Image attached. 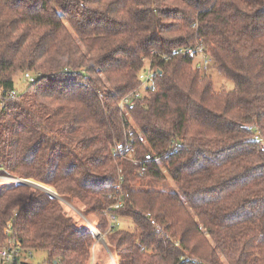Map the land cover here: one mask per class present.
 <instances>
[{"label":"trees","instance_id":"obj_1","mask_svg":"<svg viewBox=\"0 0 264 264\" xmlns=\"http://www.w3.org/2000/svg\"><path fill=\"white\" fill-rule=\"evenodd\" d=\"M198 46L234 90L173 54ZM144 57L154 91L125 126L117 101ZM128 131L136 164L112 153ZM0 173L81 205L115 264H264V0H0ZM167 176L178 192L138 187ZM78 220L39 189L0 184V245L9 228L41 264H104Z\"/></svg>","mask_w":264,"mask_h":264},{"label":"built area","instance_id":"obj_2","mask_svg":"<svg viewBox=\"0 0 264 264\" xmlns=\"http://www.w3.org/2000/svg\"><path fill=\"white\" fill-rule=\"evenodd\" d=\"M152 54V56H155L154 52ZM173 54H187L193 56L194 58L201 57L204 66H207L211 63V61L203 55L201 46H198L195 49L186 48L184 50H176L173 52ZM158 56L163 59H167L169 57L167 54H158ZM142 64L143 68L139 73L140 84L138 88L117 101L119 114L125 126L130 123L129 111L134 106L136 100L146 95L148 90L154 91L156 70L155 66L152 64V59L144 57L142 59ZM23 81L32 83L34 81V76L27 72L24 74ZM17 96L18 92L16 90L9 94L10 98H16ZM128 136H131L130 131H128L127 134L125 133L126 139L124 142H113L111 145L112 153L114 157H117L120 160H128L133 164H136L137 160L135 159L134 142L133 140H129ZM121 183L122 177L119 175L115 192L109 196V198L113 200V204L104 212L109 224L107 233L113 229L117 221L115 216L112 215V211L120 209L123 206ZM152 224H154V222H152ZM4 234L6 235V239L0 245V264H24L26 260L32 259L33 252L30 250H24L20 237L13 235L11 229L9 228L4 230ZM105 235H103L104 238ZM57 262H59V260ZM113 262L115 263L114 260Z\"/></svg>","mask_w":264,"mask_h":264},{"label":"rangeland","instance_id":"obj_3","mask_svg":"<svg viewBox=\"0 0 264 264\" xmlns=\"http://www.w3.org/2000/svg\"><path fill=\"white\" fill-rule=\"evenodd\" d=\"M201 64H202V58L201 57H197L195 59V65L197 67H199V65L201 66ZM201 70H202L203 74L209 76L212 79L213 88H214V91L215 92L232 91V90L235 89V83L233 81L229 80V79H226L224 76H222L219 72H217L213 68L212 65L201 66ZM14 82H15V87L17 89V92L18 93H21L23 91V88L25 87V84H24V81H23V75L22 74H18L15 77ZM19 181H21V180H18L16 178L9 177V176H7L4 173H0V184L8 183V182H17L18 183ZM29 181H32V180H29ZM22 182L24 184H21V185H26V182L25 181H22ZM27 186H30V185L27 184ZM32 186H34V185H32ZM32 186H30V187H32ZM34 187H32V188H34ZM138 187L153 188V189H157V190H168V191L174 190V191H177L178 192V190L175 187L174 183L172 182V180L168 176H167L166 181L164 183L155 182V183H153L150 186L143 184L141 186L138 185ZM34 189H36V188H34ZM56 196L59 197L57 194H56ZM54 199H56V198H54ZM60 199L62 200L60 202L64 206V210H65V212L68 215L73 216V218H75L76 220L80 219L81 222L84 221L81 218V216L79 215V213H81L80 212L81 211L80 210L81 209V205H78V207L75 208L74 206H72L71 204H69L68 202H66L61 197H60ZM85 219L87 221H93V219L91 217H87ZM78 222H79V220H78ZM121 225H122L121 227L123 229L127 228L128 230H133V227H132L131 223L129 221H127V220L121 221ZM128 226H129V228H128ZM104 242L106 244V239H103V242L102 243H104ZM102 243L96 242V244L94 245V247H93V257L91 259V263H93L94 258H95V259L101 260V262H103L104 264H115L113 262L114 259L112 260V258H110V256H109V259H110L109 262H105V260L103 259L102 255H100V251H101V248L103 246ZM44 259H45V254L43 252H41V251L33 252L32 259L29 260V262L27 264H41L44 261Z\"/></svg>","mask_w":264,"mask_h":264},{"label":"bare ground","instance_id":"obj_4","mask_svg":"<svg viewBox=\"0 0 264 264\" xmlns=\"http://www.w3.org/2000/svg\"><path fill=\"white\" fill-rule=\"evenodd\" d=\"M28 185H30V186H32V185H34V186H32V187H34V188H36V189H39V190H42V191H45L47 194H49L51 197H53V198H58L59 199V197H57L56 196V193H55V191L52 189V188H50V187H47V186H44V185H42V184H38V183H36V182H33V181H29V180H27V181H25ZM62 201V200H61ZM95 238H96V241L97 242H99V243H102L103 242V238L102 237H100V235L99 234H97V232H95Z\"/></svg>","mask_w":264,"mask_h":264},{"label":"water","instance_id":"obj_5","mask_svg":"<svg viewBox=\"0 0 264 264\" xmlns=\"http://www.w3.org/2000/svg\"><path fill=\"white\" fill-rule=\"evenodd\" d=\"M22 181H27V180H21V181H19L18 183L19 184H24ZM17 183V182H16ZM39 184V183H38ZM26 186H27V183H26ZM42 191V190H41ZM45 192V191H44ZM46 193V192H45ZM49 195V194H48ZM50 196V195H49ZM57 200H59V201H61V199H60V197H59V199L58 198H56ZM79 215L81 216V218L88 224V226L91 228V230H92V232H93V234H94V236H95V232H97L94 228H93V226L91 225V223L89 222V221H87L86 219H85V217L81 214V213H79ZM98 233V232H97ZM99 235H100V237H102L103 239H105L104 238V236L102 235V234H100V233H98ZM97 242V241H96ZM102 245H103V247L106 249V251L108 252V254H109V256H110V258H112V256H111V254L109 253V250H108V248H107V246L105 245V242L104 243H102ZM113 259V258H112Z\"/></svg>","mask_w":264,"mask_h":264}]
</instances>
